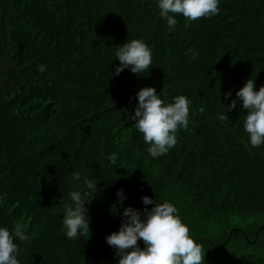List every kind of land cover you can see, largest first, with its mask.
I'll return each mask as SVG.
<instances>
[{"label":"trees","instance_id":"trees-1","mask_svg":"<svg viewBox=\"0 0 264 264\" xmlns=\"http://www.w3.org/2000/svg\"><path fill=\"white\" fill-rule=\"evenodd\" d=\"M159 11L157 0H0V227L27 225L20 264H117L105 237L120 226L118 189L124 207L174 204L205 264H264V146L248 144L239 101L224 109L247 79L264 86V0H220L195 22L176 14L171 32ZM134 39L152 49L149 73L112 75ZM146 86L191 101L187 130L155 159L126 115ZM85 177L99 181L85 197L91 235L70 240L63 208Z\"/></svg>","mask_w":264,"mask_h":264},{"label":"clouds","instance_id":"clouds-1","mask_svg":"<svg viewBox=\"0 0 264 264\" xmlns=\"http://www.w3.org/2000/svg\"><path fill=\"white\" fill-rule=\"evenodd\" d=\"M159 16L166 21L168 31L176 28V14L182 15L187 21L195 22L201 18H212L220 12V0H157ZM119 66L112 75L118 76L125 69L138 76L139 73L151 69L152 49L142 40L126 41L115 52ZM195 55L193 59H195ZM39 72L46 70L45 65L39 66ZM255 80L249 78L243 87L224 94L229 100L226 111L240 107L246 110L244 131L248 134V144L252 148L264 146V86L258 91ZM137 104L132 114H126L127 120L134 121V127L143 135V140L149 145L148 154L152 158L166 155L177 143L180 130H187L190 119L191 101L187 96H176L172 103L166 104L162 93L157 94L154 87H143L136 93ZM225 111V112H226ZM225 112L218 113L221 122L228 121ZM115 163V153L107 157ZM73 179L81 180L79 173L73 174ZM85 192L73 190L69 193L70 203L63 208L62 225L67 239L74 240L79 236L91 235V217L85 206L89 202L85 197L95 193L99 181L84 178ZM118 203L123 209L119 229L105 237L108 246L114 249V259L117 264H205V250L200 242L189 234V227L182 222L178 209L171 202L158 203L154 198L142 196L144 206L153 205L149 210L131 206L124 207L127 199L123 189L116 192ZM117 211H111L115 214ZM32 236L27 234V225L16 222L13 229L0 227V264H20L18 256L21 249L14 241L27 243ZM138 241L143 242V248Z\"/></svg>","mask_w":264,"mask_h":264},{"label":"water","instance_id":"water-1","mask_svg":"<svg viewBox=\"0 0 264 264\" xmlns=\"http://www.w3.org/2000/svg\"><path fill=\"white\" fill-rule=\"evenodd\" d=\"M260 230H261V229H260ZM260 230L257 231V233H256V235H255V238H256V236H257V234L259 233ZM230 235H231V233H230ZM230 235H229V236H230Z\"/></svg>","mask_w":264,"mask_h":264}]
</instances>
